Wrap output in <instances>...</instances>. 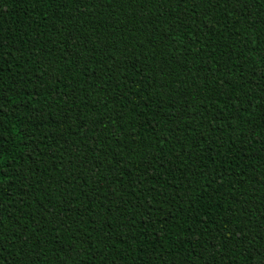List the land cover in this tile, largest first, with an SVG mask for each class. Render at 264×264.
<instances>
[{
	"label": "trees",
	"instance_id": "trees-1",
	"mask_svg": "<svg viewBox=\"0 0 264 264\" xmlns=\"http://www.w3.org/2000/svg\"><path fill=\"white\" fill-rule=\"evenodd\" d=\"M0 264H264V0H0Z\"/></svg>",
	"mask_w": 264,
	"mask_h": 264
}]
</instances>
